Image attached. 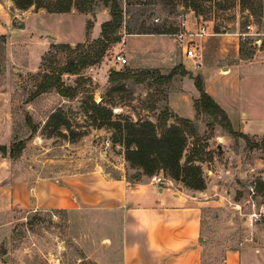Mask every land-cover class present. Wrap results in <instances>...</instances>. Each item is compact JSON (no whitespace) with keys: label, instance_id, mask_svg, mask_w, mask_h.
Returning <instances> with one entry per match:
<instances>
[{"label":"rangeland","instance_id":"374dc122","mask_svg":"<svg viewBox=\"0 0 264 264\" xmlns=\"http://www.w3.org/2000/svg\"><path fill=\"white\" fill-rule=\"evenodd\" d=\"M79 2L90 11L80 13L73 8L65 14H48L34 7L26 11L14 7L17 11L12 32L0 36V151L2 148L8 151L14 144L28 140L16 160L4 158L0 152V204L8 195L9 185L16 183L27 172L38 178L84 173L100 168L112 179L124 176L132 183H138L136 179L140 182L157 175L180 189L198 194H203L213 185L217 186L218 190L215 188L213 193L218 191L216 197L220 198L221 203L207 207L204 220L213 246L221 239L223 249L238 244L252 237L253 230L258 231L253 236L261 239L260 222L256 223V228H251L243 215L248 211L246 200L250 188L262 199L264 187L259 186L264 184V138L247 136L246 141L232 137L222 128L219 118L196 115V119L190 121L194 132L186 134V148L181 161L183 163L192 150H202L195 157L199 161L194 165L201 168L205 188L196 191L170 180L161 171L151 177L138 178L141 172L131 168L124 159V149L118 143V132L106 126L100 128V121L92 123L87 120L91 114L86 110L92 104L101 105L111 109L112 121H149L156 126L163 125L165 113L170 108L169 96L176 90H186L182 81L188 80V77L180 76L177 71L169 83L158 84L155 83L157 78L170 72L136 71L128 62L111 67L115 54L120 53L125 58L124 35H140L154 29L175 32L179 30L181 18L187 20L189 14H193L190 18L194 16L197 24H206L212 30L217 28L221 33L249 32L248 27H253L252 32L261 31L263 1L201 2V15H196L179 1L174 2L172 7H165L156 0H120L123 13L120 42L110 45L101 62L84 68L80 75L61 76L66 86H75L76 80L81 78L78 95L64 99L51 89L31 99L43 74L58 72L71 61L76 64L75 56L87 50L99 38L94 36L100 31L98 24L110 19L103 0ZM40 11L43 13H38ZM53 36L65 44L78 43L70 45L72 50L61 51L56 48ZM45 46L48 47L43 51ZM77 46L79 49L73 50ZM111 70L132 72L135 76L148 79L144 83L127 80L114 85L108 82ZM146 71L156 73L149 78L150 74H143ZM117 86H122V89L116 90ZM61 113L68 122L69 130L64 126L55 128L52 117ZM177 119L182 118L170 113L165 121L166 127L176 124ZM32 126L37 128L35 134L32 133ZM233 127L237 129L238 126L234 123ZM259 127L264 129V124ZM158 130L160 133L161 129ZM89 220L87 215L73 216L58 211L30 214L16 211L14 222L10 225L12 234L9 244L5 248L0 247V264H76L82 252L79 241L86 244L96 240L100 242L108 234L107 226H92Z\"/></svg>","mask_w":264,"mask_h":264},{"label":"crops","instance_id":"0c3cea01","mask_svg":"<svg viewBox=\"0 0 264 264\" xmlns=\"http://www.w3.org/2000/svg\"><path fill=\"white\" fill-rule=\"evenodd\" d=\"M15 11L10 0H0V36L12 32ZM191 15L186 26L195 30L197 23ZM262 26L261 31L252 32L249 27V32L229 34L214 33L206 25L211 35L196 40L195 61L183 56L171 35L125 34L123 51L126 63L136 71L166 74L180 67L188 72V80L182 81L187 89L169 96V112L178 118L196 119L194 101L199 92L191 75L201 79L204 91L226 114L233 131L264 138V129L259 127L264 124V18ZM94 36L99 37L100 31ZM53 37L56 45L65 44ZM215 188L213 185L198 194L170 181L154 184L146 178L132 183L124 176L112 179L100 168L38 178L27 172L9 185L0 204V247L9 244L16 211H58L87 215L92 226L108 227L100 242L79 241L82 252L76 264H264V220L260 222L261 239L253 236L258 232L253 230L252 237L224 249L222 239L211 244L204 220L207 207L221 203L216 197L218 189L213 193Z\"/></svg>","mask_w":264,"mask_h":264},{"label":"trees","instance_id":"16d2710c","mask_svg":"<svg viewBox=\"0 0 264 264\" xmlns=\"http://www.w3.org/2000/svg\"><path fill=\"white\" fill-rule=\"evenodd\" d=\"M14 7L21 11H26L31 7L35 10H42L48 14H65L69 13L73 8L80 13H87L90 10L83 8V4L79 0H11ZM165 7H172L174 2L179 1L185 9H190L196 15H201L202 6L201 2H211L213 0H156ZM261 1V0H259ZM90 2V0H87ZM103 6L109 10L110 19L102 23L100 27L99 38L89 47L87 50L81 52L78 56H75L76 64L71 61L67 66L58 72L43 74L41 81L37 84L36 91L33 93L31 99L41 95L51 89H54L56 93L64 99H72L78 95L80 88V79L78 78L75 86H66L61 80L63 74L68 75H80V72L86 68L94 66L101 62L109 46L119 43L121 40L119 30L122 28L123 13L120 6V0H103ZM175 32L171 30L157 31L156 29L141 34H163L172 35ZM214 33H221L219 29L215 28ZM131 34V33H128ZM58 50H72L70 45L58 44L56 47ZM77 46L73 50H77ZM179 71L180 76L188 75V72L182 70L180 67H175L170 71L167 76L158 77L155 83H169L176 72ZM156 71H146L143 74H150L149 78L153 77ZM148 76V75H147ZM192 78L191 75H189ZM148 78L135 76L132 72H116L111 70L108 82L110 84H119L123 81L134 80L136 83H144ZM194 86L199 92V98L194 103V109L196 115L204 114L219 118V122L222 128L232 137H239L248 141L246 135L233 131L231 124L226 114L218 107L214 100L204 91L202 81L199 77L192 78ZM122 89V86L116 88V90ZM86 112L90 113L87 120L92 123L100 121L99 127L106 126L116 130L119 135L118 143L122 145L124 149V159L130 165L131 168L137 169L141 172L139 176L151 177L155 173L161 171L165 172L168 178L175 182L183 183L184 186L189 189L202 191L205 188L204 180L202 177V171L199 166L194 165L196 161L195 157L202 152V150H192L188 156H186L183 163H181L186 148L187 136L194 131L192 129L191 122L189 120L177 119L176 124L166 127V122L170 113L167 110L165 113V119L163 125H154L149 121L145 122H120V120L112 121V112L110 108L102 107L101 105L92 104ZM55 128L64 126L66 130H69L68 122L61 113L59 116H53ZM32 133L35 134L37 128L31 127ZM161 129V132L158 133ZM20 142L14 144L8 151L2 148L3 157L10 159H18L23 150L25 149L26 142ZM116 143V142H115ZM264 145V142L262 143ZM139 182V179H136ZM264 184H261L259 188H263ZM261 192V191H260ZM264 200V191L261 193Z\"/></svg>","mask_w":264,"mask_h":264},{"label":"built area","instance_id":"2783aa9c","mask_svg":"<svg viewBox=\"0 0 264 264\" xmlns=\"http://www.w3.org/2000/svg\"><path fill=\"white\" fill-rule=\"evenodd\" d=\"M209 35L211 34L207 32L205 24H197L195 30H189L186 26V20L181 18L179 30L171 36L175 39L183 56L189 60L195 61L197 60V55L195 53L197 49L196 40ZM112 61L113 67L126 64V59L120 53L115 54ZM198 66L199 65L196 64V67ZM150 181L154 184H161L165 179L154 175L151 177ZM246 205L248 211L243 217L247 225L252 228L256 223L264 220V200L256 194L253 188H250Z\"/></svg>","mask_w":264,"mask_h":264},{"label":"water","instance_id":"95a60500","mask_svg":"<svg viewBox=\"0 0 264 264\" xmlns=\"http://www.w3.org/2000/svg\"><path fill=\"white\" fill-rule=\"evenodd\" d=\"M6 257H8V256H6Z\"/></svg>","mask_w":264,"mask_h":264}]
</instances>
